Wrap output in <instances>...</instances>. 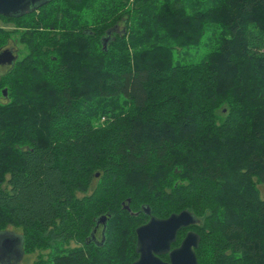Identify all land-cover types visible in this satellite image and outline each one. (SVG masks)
Here are the masks:
<instances>
[{
  "label": "trees",
  "instance_id": "1",
  "mask_svg": "<svg viewBox=\"0 0 264 264\" xmlns=\"http://www.w3.org/2000/svg\"><path fill=\"white\" fill-rule=\"evenodd\" d=\"M0 21V53L26 50L0 71L1 237L31 264H133L139 227L189 211L173 248L194 231L198 264H264V0H49Z\"/></svg>",
  "mask_w": 264,
  "mask_h": 264
},
{
  "label": "water",
  "instance_id": "2",
  "mask_svg": "<svg viewBox=\"0 0 264 264\" xmlns=\"http://www.w3.org/2000/svg\"><path fill=\"white\" fill-rule=\"evenodd\" d=\"M48 1L0 0V15L4 17L22 16ZM16 59L17 56L10 50L0 53V65L13 64ZM106 220V218L102 219V223H106ZM195 223L196 218L189 211L173 214L166 219L152 217L148 223L136 231L139 258L133 264H198L196 249L199 246V237L194 231H189L181 244L173 248L179 232ZM4 238L0 237V246L8 251L0 253V264H3V257L5 255L9 257L10 253L17 254L20 259L23 253L22 242L18 241L19 244L15 247L9 238L6 240ZM166 254L169 255V261L161 257Z\"/></svg>",
  "mask_w": 264,
  "mask_h": 264
},
{
  "label": "rangeland",
  "instance_id": "3",
  "mask_svg": "<svg viewBox=\"0 0 264 264\" xmlns=\"http://www.w3.org/2000/svg\"><path fill=\"white\" fill-rule=\"evenodd\" d=\"M0 26H5L7 29L13 28L10 24L5 25L2 21H0ZM11 41H12L11 44L7 47L8 49L6 48V50L12 51L13 54L15 55H16V52L19 51V55L23 57L24 54L26 53L24 46L20 45L19 43H16L13 40ZM209 49L210 47L207 44H203L199 48H191L189 50H184L183 53H177L175 61L176 63H181V64H192V63L201 62L204 59L207 52L209 51ZM8 65L9 64H1L2 67H0V71L1 72L6 71L8 68ZM260 190H261V195L264 198V188L260 187ZM7 230L9 232H16L18 234H21V231L17 228L10 227ZM19 240H20V237L18 236L16 241H19ZM4 251H8V250H5V248L0 246V253ZM38 255H39L38 253L35 255H24L23 253H21V258L19 259L17 257V254L13 255L12 253H10L8 254L9 257H6V255L3 257L2 262L3 264H31L37 259Z\"/></svg>",
  "mask_w": 264,
  "mask_h": 264
}]
</instances>
